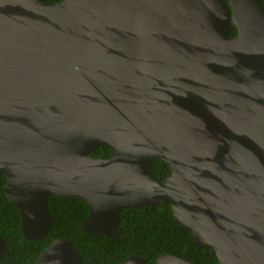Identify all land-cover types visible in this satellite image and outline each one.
<instances>
[{"label": "water", "instance_id": "obj_1", "mask_svg": "<svg viewBox=\"0 0 264 264\" xmlns=\"http://www.w3.org/2000/svg\"><path fill=\"white\" fill-rule=\"evenodd\" d=\"M0 173L28 240L49 233L51 194L86 200L84 232L107 237L163 202L220 264H264L262 0H0ZM33 264L83 256L60 237Z\"/></svg>", "mask_w": 264, "mask_h": 264}, {"label": "trees", "instance_id": "obj_2", "mask_svg": "<svg viewBox=\"0 0 264 264\" xmlns=\"http://www.w3.org/2000/svg\"><path fill=\"white\" fill-rule=\"evenodd\" d=\"M236 33L233 24L230 36ZM112 153L110 145L102 144L92 155L109 158ZM152 171L161 181L171 173L169 166L159 159L152 161ZM6 183V175L0 173V232L6 240L0 264H33L39 254L60 237L74 242L83 256V264H121L131 255H142L150 264H155L162 253H171L197 264H220L215 250L200 247L191 230L174 217L171 205L163 202L148 207L124 208L116 235L107 237L84 232L83 222L90 210L86 200L64 199L51 194L49 207L55 221L43 240H28L23 235L20 213L5 194Z\"/></svg>", "mask_w": 264, "mask_h": 264}, {"label": "flooded vegetation", "instance_id": "obj_3", "mask_svg": "<svg viewBox=\"0 0 264 264\" xmlns=\"http://www.w3.org/2000/svg\"><path fill=\"white\" fill-rule=\"evenodd\" d=\"M232 26H233V25H232ZM231 31H232V30H231ZM230 34H231V32H230ZM230 34H229V37H230V38H233V37H235V36L238 34V31H237V33L234 34V35H231V36H230Z\"/></svg>", "mask_w": 264, "mask_h": 264}]
</instances>
